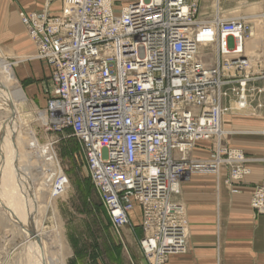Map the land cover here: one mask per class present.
<instances>
[{"label": "built area", "instance_id": "obj_1", "mask_svg": "<svg viewBox=\"0 0 264 264\" xmlns=\"http://www.w3.org/2000/svg\"><path fill=\"white\" fill-rule=\"evenodd\" d=\"M65 1L76 32L62 41L61 31H38L42 57L51 67L45 126L56 132L73 129L92 180L102 182L95 183L96 192L114 227L126 221L123 212L130 202L140 199L144 229L178 235L177 227L165 221L175 216L173 205L161 207L163 223L154 222L151 214L159 202L149 197L159 193L161 199L172 192L168 181L157 185L164 170L174 177L186 171L170 151H181L186 132L195 130L183 120L205 126L212 104L218 103L220 70L229 65L205 67L194 49L214 32L207 24L201 33L190 34L196 25L187 13L195 17V11L186 9L184 0H133L120 12L112 9L111 0ZM30 20L38 26V16V23ZM235 25L224 23L217 30L222 47L227 42L234 47L230 37ZM233 63L238 74L229 81L231 91L247 96V76L241 70L249 66H239L238 59ZM187 93L190 105L181 106ZM152 166L157 167L153 176L146 174ZM117 207L123 217L115 214Z\"/></svg>", "mask_w": 264, "mask_h": 264}, {"label": "bare ground", "instance_id": "obj_2", "mask_svg": "<svg viewBox=\"0 0 264 264\" xmlns=\"http://www.w3.org/2000/svg\"><path fill=\"white\" fill-rule=\"evenodd\" d=\"M132 1L133 0H130V2ZM128 2L116 9L114 1L111 0L112 9L115 12H120L123 7L130 3ZM193 2L195 3L194 0L182 1L186 9L189 6V11L190 9L191 12L195 11V17L190 13H187L188 17H190L189 22H193L194 25H196V28L192 30L190 34L195 36L196 33H201V28L205 27L207 24L214 32L210 41L194 44V49L198 54L197 57L200 58V63L205 67H215L217 69V65L226 62L229 67L223 66L220 70L221 81L223 83L221 84V82H219V84H221V92L219 96L216 97L218 103L212 104L215 105L214 112L210 114L211 116L205 121L208 124L205 126H199L198 124L194 127L190 119H188L187 122L183 120L184 126L188 124L195 130H189L186 132L188 133V136L185 137L184 140L186 145H180V147L183 146L179 149L181 151H178L177 149L170 150L171 155L176 158L178 164L184 166L186 171L180 172L177 177H174L167 172V169L164 170L162 174L158 175L160 178L157 180V185H166L169 183L172 192L170 195L167 194L165 198L163 195L161 199L156 198L160 196L159 193L149 197L154 198L155 202H159V204H157V208L159 209H157L154 215L151 214L153 216L151 219L154 222L163 223L164 217L163 213L160 212L161 207L167 208L173 205L171 210L175 212V216H169L165 221L177 227L178 235L164 233L163 236H159L158 232L154 231V227L145 226L146 229H144L143 217H141L143 200L140 199L130 202V209H125L123 212L126 221L119 224V226H115L117 229H122L125 226L130 225L131 213L136 207L139 208L140 227L143 233L140 240V249L144 258L147 260V264H167L166 262L171 256L176 254L185 255L188 252L186 210L182 203L176 201V197L181 192L182 181L184 179H190V175L187 178L185 177V174L201 171L217 173L221 167H224L228 170V178L225 182L231 184L233 182L244 180V178L250 174L251 169L249 165L254 160H259L264 164V152L262 157L255 159L247 156L239 149L226 146L222 141L224 130L221 127L223 114L222 100L228 96V93H230L229 87L232 85L229 83L230 79L232 76L238 74L237 67H235V64L233 63L237 59L239 66L242 62L249 66L243 70H241V66L239 69V71L241 70L242 75L247 76V90L252 86H256L255 88L257 89L260 85L261 89L259 91L263 96L262 105L264 108V45L256 47L252 52L245 51L244 42L251 34L249 31L250 27L247 25L243 16H225L222 13L223 8L221 7V0H213V4L210 7L212 8L211 17L207 18H205L206 16L204 17V15L199 14V0H196L195 5H193ZM55 5L57 6V11L54 10ZM29 15L22 14L21 23L26 30L29 41L35 48V53L18 56L17 58L19 59H17V62L31 59L42 61L47 65L50 74L51 67L48 65L47 59L42 57L41 49L43 46V38L39 33L47 29L52 32L61 31L60 34L63 36L59 35V38L62 41L67 40L69 32H73V30L76 32L75 27L70 26L69 19L71 16L69 15V9L65 0H44L43 7L31 12ZM37 16L39 24L38 26H35L30 23V18H32V21L35 23H38ZM74 20L77 21V18ZM235 22L236 27L232 31V37H230L234 42V47H229L228 42L226 46L222 47L216 36L218 34L217 30H219L224 23L231 24ZM262 24L264 26V17L262 18ZM39 30L41 31L38 33ZM225 40H227V38ZM243 80L245 79L243 78ZM48 94L50 95V92ZM187 95L188 93L185 94L183 100L179 102L181 106L189 107L190 97ZM210 96H212V93H210ZM244 98L247 101V96L244 95L243 97H240L238 95L239 103L242 102V99ZM27 102L28 99L26 93L21 85H19V80L13 70L12 62L1 55L0 220L6 228L5 232H8L6 235L9 238V241H13V236L15 234L22 237V252L20 251L22 254H19L20 257L15 264H66L64 252L65 247L59 233L56 232L55 234L57 244L56 248H54L51 246L52 242H48L47 237L49 236V233L44 226H39L38 224L40 213L42 211L38 194H41L44 189L49 190L47 204L53 206L54 197L64 195L70 188V183L62 170L52 144L47 143L41 145L35 133L26 127L20 107L24 105L26 106ZM46 105L47 101L45 97L43 104L40 106V110H38L39 107H37L36 110L33 111L35 114L34 117H36L37 122L40 124L44 132L58 133L51 128L49 130V127L45 126L44 111ZM68 129L71 131V135L77 139V137L73 135V129L70 128V126ZM63 130L66 129H62L60 132ZM198 135H202L201 138ZM204 140L212 142V157L204 158L207 156H203L205 155L204 151H202V154L199 151L197 152V155L203 157L202 159L191 157L190 151H192L198 142ZM215 151L219 154H215ZM103 161L105 162L106 160ZM85 164L88 171V177L96 191L95 183L102 184V182L96 180L94 183L90 176L88 169L89 166L86 161ZM165 171L167 173H165ZM156 172L157 167L152 166L149 167L146 174L153 176L156 175ZM150 190H153L152 187H150ZM250 203L257 214L264 215V181L262 184L255 186ZM104 209L107 211L106 207H104ZM114 212L115 214L120 213L121 217H123L120 207H117ZM111 219V216H108L111 226L115 228L110 221ZM181 255L172 257L171 264H177L182 257Z\"/></svg>", "mask_w": 264, "mask_h": 264}, {"label": "crops", "instance_id": "obj_3", "mask_svg": "<svg viewBox=\"0 0 264 264\" xmlns=\"http://www.w3.org/2000/svg\"><path fill=\"white\" fill-rule=\"evenodd\" d=\"M113 1L116 9L130 2V0ZM204 1L208 3V0ZM43 2L44 0H0V40L1 36H5L16 45L15 48L11 47L13 50L31 54L28 51H32L33 47L35 53L34 46L26 37L20 16L39 10ZM221 3L224 8L234 6L241 9V16L250 27L251 34L244 42L245 51L252 52L256 47L263 46L264 0H221ZM208 6L210 5L206 8ZM206 8L202 9V14ZM54 10L57 11L56 5ZM16 29L22 34L19 38L15 35ZM28 44L30 49L27 48ZM35 61L43 63L48 71L44 62ZM17 74L20 78L18 70ZM255 87H251L254 90L250 96L248 95L249 102L244 98L239 103L244 108L241 112L233 110L232 95L222 100L221 127L224 130L222 141L226 146L239 149L247 156L256 159L264 152V108L263 96ZM234 105L236 106V102ZM211 148L212 142L209 140L200 141L195 145L192 154L202 157L197 155V152L202 154L204 151L207 155ZM250 169V174L244 180L233 182L231 185L225 182L228 170H221L220 173L218 171V189L214 188V178L211 174L203 176L190 174L189 180L182 181L181 192L176 197V201L185 206L190 230V246L189 251L177 264H264V217L256 214L250 205V196L255 186L264 181V164L254 160ZM136 215L140 217L138 207L131 213V220ZM138 221L140 224V218ZM179 255L181 254L171 256L167 264H171L172 257Z\"/></svg>", "mask_w": 264, "mask_h": 264}, {"label": "rangeland", "instance_id": "obj_4", "mask_svg": "<svg viewBox=\"0 0 264 264\" xmlns=\"http://www.w3.org/2000/svg\"><path fill=\"white\" fill-rule=\"evenodd\" d=\"M212 4L213 0H208V3L204 0H199V14L204 15V17L206 16L205 18L211 17L212 8H210V6ZM207 5L210 6L206 8ZM42 7L43 5L41 8ZM204 7L206 9L203 11L204 14H202L201 12ZM221 7L223 8L222 13L227 17L242 15L241 9L234 6L224 8L221 3ZM21 17L22 14L20 19ZM251 21L252 20H249V22ZM15 35L19 38L22 34L16 29ZM1 38L0 56L3 55L7 60L12 62V67L19 80V85H21L22 89L27 93L28 102L26 106L20 107L24 123L26 127L35 133L41 145L47 143L52 144L62 170L70 183V188L64 195L54 197L53 206L47 204L49 190L44 189L41 194H38L40 206L42 207L38 224L39 226H44L49 233L47 237L48 242H52L51 246L56 248L57 241L55 234L56 232L59 233L65 247L66 264H147V260L144 258L140 249V240L143 233L138 221L140 218L139 215H136L134 219L131 220L130 225L122 229L113 228L108 220L107 213L99 196L88 177L84 156L78 140L71 135L69 129L58 133L44 132L37 122L36 117H34L35 114L33 111H35L37 107H39L38 110H40V106L43 104L46 94L50 92L48 87L50 74L46 70L44 64L35 61V59L17 62V59H19L17 58L18 56L29 54L19 50L16 51L17 49L13 50L11 47L14 46L15 48L16 45L11 42L12 40L9 41L5 36H1ZM27 48H31L30 44L27 45ZM28 52L32 54L34 52L33 47L32 51ZM17 70L20 72L21 79L17 74ZM229 88L230 93H228V95H232V100H234L231 102L233 110L239 112L243 111L244 108L239 104L238 95L233 94V90L231 91V87ZM260 89L259 85V88L256 90ZM252 90L254 89L249 88V90H247V102L250 100L249 96ZM234 102H236V106ZM193 151L194 148L190 151V156L197 157L192 154ZM211 157L210 150L204 158ZM197 158L202 159L203 157ZM221 170L224 171L226 168L221 167L219 173L222 172ZM219 173L208 171L191 172L185 174V177L188 178L190 174L196 176L211 174L214 178V188L218 189L219 183L217 178ZM227 184L231 185L232 183ZM261 216L264 217V215ZM187 226V246L189 251L190 230L188 220ZM5 229V226L0 220V263L15 264L20 257L19 254L22 252V237L15 234L13 236V241H9L6 235L8 232H5ZM217 262H219L218 258Z\"/></svg>", "mask_w": 264, "mask_h": 264}]
</instances>
